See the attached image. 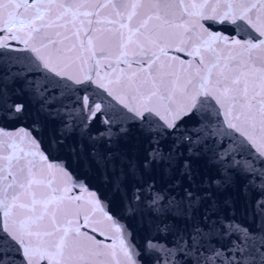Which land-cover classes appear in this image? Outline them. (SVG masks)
<instances>
[{"label": "snow or ice", "instance_id": "1", "mask_svg": "<svg viewBox=\"0 0 264 264\" xmlns=\"http://www.w3.org/2000/svg\"><path fill=\"white\" fill-rule=\"evenodd\" d=\"M117 203L163 264H264V0H0V264H144Z\"/></svg>", "mask_w": 264, "mask_h": 264}, {"label": "water", "instance_id": "2", "mask_svg": "<svg viewBox=\"0 0 264 264\" xmlns=\"http://www.w3.org/2000/svg\"><path fill=\"white\" fill-rule=\"evenodd\" d=\"M103 107V105H101ZM35 113V108H30V115L25 119L20 120H8L3 121L4 127L13 134L22 135L23 130L27 128L28 125L32 123L33 115ZM103 126L98 122H94L91 127V131L93 133L99 131ZM19 129V133L16 130ZM75 140V138H73ZM66 156V154H64ZM203 164V162H202ZM69 167L72 169L76 178L85 182L89 188L99 189L101 191H105L103 188L99 174L95 171H88L86 168L81 167L80 165L69 161ZM205 171H209L205 169ZM209 174H211L209 172ZM58 179H62L61 177H57ZM68 187L71 189L73 195L80 194L82 196H87V191H81L78 188L73 187L74 181L70 177L68 179ZM259 183V181H257ZM258 192H252L250 197L245 200L243 196L236 197V204L234 209L224 208L222 210V218L234 220L241 225L247 226L249 228L257 229L261 226V221L259 219H254L252 212V203L256 200ZM104 211H111L113 215L119 216L121 218V222L127 224L129 230L132 232V243L135 244L136 248L140 251V259L144 262V264H163V258H166V250L165 251H157L156 249H165L173 247V240L171 236H166L164 234H158L157 231L151 227V219L149 217L147 209L144 210L143 217L137 216L134 219L128 218L125 215L120 205L114 204L109 209H105ZM97 219L100 222V226L106 231L108 235H112L110 231H108V224L110 222H105V217L103 215V211L97 212ZM99 239H104V237L99 236ZM153 241V248H146V241ZM110 242V241H106ZM221 245H227L228 240L222 238L218 241ZM178 258V257H177Z\"/></svg>", "mask_w": 264, "mask_h": 264}]
</instances>
